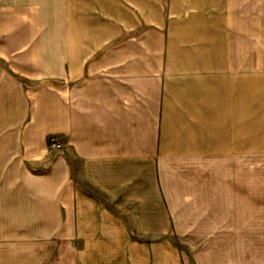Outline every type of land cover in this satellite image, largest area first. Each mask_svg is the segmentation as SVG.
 <instances>
[{
    "label": "crops",
    "instance_id": "crops-1",
    "mask_svg": "<svg viewBox=\"0 0 264 264\" xmlns=\"http://www.w3.org/2000/svg\"><path fill=\"white\" fill-rule=\"evenodd\" d=\"M250 159L264 0H0V264H201L250 243Z\"/></svg>",
    "mask_w": 264,
    "mask_h": 264
},
{
    "label": "rangeland",
    "instance_id": "rangeland-1",
    "mask_svg": "<svg viewBox=\"0 0 264 264\" xmlns=\"http://www.w3.org/2000/svg\"><path fill=\"white\" fill-rule=\"evenodd\" d=\"M223 167L224 170L233 167V171L264 172V163L256 159H250L249 165L233 163ZM182 250L193 262L199 255L201 264H264V212L250 211V243L182 245Z\"/></svg>",
    "mask_w": 264,
    "mask_h": 264
},
{
    "label": "built area",
    "instance_id": "built-area-1",
    "mask_svg": "<svg viewBox=\"0 0 264 264\" xmlns=\"http://www.w3.org/2000/svg\"><path fill=\"white\" fill-rule=\"evenodd\" d=\"M61 145L57 142V140L52 137L49 139V150H57V149H60Z\"/></svg>",
    "mask_w": 264,
    "mask_h": 264
}]
</instances>
